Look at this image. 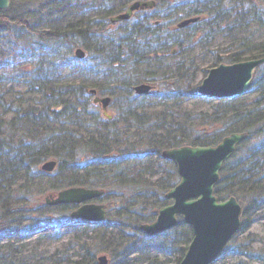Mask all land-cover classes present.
Returning <instances> with one entry per match:
<instances>
[{"label": "trees", "instance_id": "obj_1", "mask_svg": "<svg viewBox=\"0 0 264 264\" xmlns=\"http://www.w3.org/2000/svg\"><path fill=\"white\" fill-rule=\"evenodd\" d=\"M83 1L11 0L0 12V67L30 76L24 92H0V264H32V251L41 247L43 258L55 264H97L100 254L108 255L109 264H128L129 256L146 247L177 254L178 264L192 238L188 226L179 222L152 238L139 231L170 203L165 193L178 182L174 164L161 153L214 146L234 132L247 138L223 164L214 194L219 201L234 196L242 213L223 255L264 264V248L251 247L255 238H239L251 217L264 211V64L243 95L203 99L213 103L210 111L178 115L174 111L183 102L198 98V84L191 68L169 62L172 49L179 54L194 44L208 48L231 25L264 27V0H154L148 21L136 17L118 25L109 23L116 11L108 6L69 20ZM190 16L201 21L188 31L175 29ZM77 48L86 53L82 60L74 56ZM224 51L230 53H212L209 68L263 58L264 43L237 40ZM70 66L85 77L103 72L112 79L108 87L60 80L58 72ZM141 83L154 89L135 94ZM91 89L111 98L110 120L92 102ZM156 107L163 112L150 111ZM48 160L56 161L51 173L40 169ZM70 187L102 190L107 224H86L70 234L60 253H50L60 229L72 226L73 206H47L44 198ZM25 236L35 238L17 245L16 238Z\"/></svg>", "mask_w": 264, "mask_h": 264}, {"label": "water", "instance_id": "obj_2", "mask_svg": "<svg viewBox=\"0 0 264 264\" xmlns=\"http://www.w3.org/2000/svg\"><path fill=\"white\" fill-rule=\"evenodd\" d=\"M11 0H0V11L9 8ZM152 1H136L127 10L110 19L112 23L128 20L138 11L151 8ZM198 18H190L177 24V28H184L194 23ZM82 49L75 51V57L84 58ZM264 63V58L251 59L231 65L220 64L209 70L207 76L197 88V95L213 100H223L243 94L250 86L255 69ZM150 86L142 84L136 86L137 94H146ZM95 95V91L91 90ZM102 113L111 118L107 107L109 97H94ZM246 133H232L224 137L215 146H180L164 150L161 157L172 161L176 167L179 182L165 195L171 204L157 211L153 222L143 224L139 230L148 237L161 234L177 226V218L192 230V239L179 264H211L214 262L226 244L237 232L240 225L241 206L231 196L227 200L218 201L214 195V188L219 181V173L223 163L233 154L236 146L246 138ZM56 166L53 160L44 162L41 170L52 172ZM103 192L97 189L71 187L59 191L46 198L50 206L76 204L80 205L70 213V218L83 222L97 223L106 217L105 206L90 203L99 198ZM98 264H108L105 255L97 259Z\"/></svg>", "mask_w": 264, "mask_h": 264}, {"label": "rangeland", "instance_id": "obj_3", "mask_svg": "<svg viewBox=\"0 0 264 264\" xmlns=\"http://www.w3.org/2000/svg\"><path fill=\"white\" fill-rule=\"evenodd\" d=\"M79 5L74 6V8L69 12L68 19L72 21L79 20L84 14H88L90 12H94L95 10H101L104 6H108L112 11H116L117 13L119 8L124 9L126 6V0H84ZM118 10V11H117ZM232 23V22H231ZM118 28V26H115ZM113 27L112 30H115ZM227 29L215 36L212 44L209 45L208 48H203L200 45L194 44L191 48L184 49L180 51L179 54L175 55L169 60L170 63L179 61V63L183 64L185 67L191 68V71L195 73L196 79L195 83L198 84L203 78V73L205 70H208L210 64L212 63V53L216 52L218 55H227L230 51H224L230 46L232 43L237 40H246L249 42H263L264 43V27H259L257 24H252L246 29H238L235 30L233 25L230 27H226ZM230 31H227L229 30ZM233 30V31H232ZM188 31V30H186ZM29 74H23L22 76H13V72L7 70L5 67H0V92L5 91L8 88H13V90L25 91V80L28 79ZM57 77L60 80L65 82H73V81H86L87 83L96 82L101 84H106L109 86V81L112 79L107 73H100L99 75L85 77L81 71L76 67H67L62 68ZM154 86V85H153ZM8 100H12L13 96H8ZM210 102L204 101L203 99H188L181 104V107L177 109L175 114H196L199 112L210 111L211 110ZM153 113H161L163 112L162 107H156L150 110ZM258 215V216H257ZM257 215H253L252 221L248 224L247 230L244 234H241L239 238H246L248 236L254 237L255 242L252 243L251 247L253 249L264 248V211H260ZM107 224V221L104 222ZM72 226L67 225L63 226L59 231V240L53 242L50 245L51 252L60 253L64 244L67 243L68 238L71 233H75L78 229L86 228V224L73 222ZM103 225V224H102ZM35 236L29 237H17V245L25 244L26 242H33ZM32 249V246L29 247ZM33 252V256L31 258L32 264H55L52 260H48L47 258H43L44 255L43 248L37 250L36 253ZM72 252V251H71ZM70 252V253H71ZM49 256V255H48ZM56 258H60L57 256ZM177 258V254L173 256H166L162 252L157 251L154 248L146 247L145 249L134 252L128 258V264H175V260ZM248 264V260L237 254H225L219 257L214 264ZM252 264H260V263H252Z\"/></svg>", "mask_w": 264, "mask_h": 264}, {"label": "flooded vegetation", "instance_id": "obj_4", "mask_svg": "<svg viewBox=\"0 0 264 264\" xmlns=\"http://www.w3.org/2000/svg\"><path fill=\"white\" fill-rule=\"evenodd\" d=\"M150 11H151V10H148V11H142V12H137V13L134 14V16L132 17V19L138 17V18H141V19H144V20L148 21L149 18H150L148 13H149Z\"/></svg>", "mask_w": 264, "mask_h": 264}]
</instances>
